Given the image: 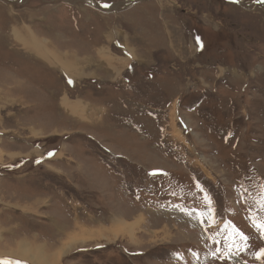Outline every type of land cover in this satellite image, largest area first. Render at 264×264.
<instances>
[{
  "label": "rangeland",
  "instance_id": "374dc122",
  "mask_svg": "<svg viewBox=\"0 0 264 264\" xmlns=\"http://www.w3.org/2000/svg\"><path fill=\"white\" fill-rule=\"evenodd\" d=\"M26 26L47 40L49 60L101 56L121 81L103 84L98 60L76 80L50 69L40 51L30 56L38 46ZM63 98L101 109L103 128L72 120ZM261 184L264 0H0L1 250L28 237L57 243L58 255L86 228L115 230L117 217L131 224L141 214L134 240L88 235L60 264H262L250 219L264 217ZM205 193L215 223L199 215ZM228 221L249 237L246 248L226 247L245 243L216 231Z\"/></svg>",
  "mask_w": 264,
  "mask_h": 264
},
{
  "label": "crops",
  "instance_id": "0c3cea01",
  "mask_svg": "<svg viewBox=\"0 0 264 264\" xmlns=\"http://www.w3.org/2000/svg\"><path fill=\"white\" fill-rule=\"evenodd\" d=\"M132 6V5H131ZM29 28L26 26V27H22L21 28V30H26V34L27 33H29V32H31L30 30H28ZM32 33V32H31ZM33 34V33H32ZM15 35H17V32H14V36ZM30 36V35H29ZM33 36H35V35H33ZM106 36L107 35H105L104 37L106 38ZM108 38V37H107ZM16 39V41L17 42H20V45L22 46V48L25 50V48L26 47H24V45H23V43H22V41H23V38H21L20 36L18 37V38H15ZM37 40H38V42H39V44H41L40 43V41H43V40H39L38 38H37ZM47 41V40H46ZM128 42H129V44H130V41L128 40ZM51 46H52V44H50ZM131 46V45H130ZM33 48V47H32ZM33 49H35V48H33ZM107 49H109V48H107ZM131 49H132V46H131ZM133 50V53L135 52V50L134 49H132ZM37 51V53H39V50L37 49L36 50ZM35 51V52H36ZM105 51V50H104ZM131 51V50H130ZM41 52H42V50L40 51V54H41ZM26 53H28V52H26ZM136 53V52H135ZM134 53V55H136ZM42 54H43V52H42ZM68 55H66V54H57L58 56H56V58L59 60V61H56V60H49L47 57H44V58H46V59H44V61H46L47 63H48V67L50 68V69H53L54 67L55 68H57V70L59 71H62L63 70V72H62V74L63 75H65L66 77H71L73 80H76V76H78V77H80V75H82V73L83 74H92V73H90V72H88L87 71V69H88V67L91 65V64H96V61L98 60V63H97V67L95 66V70L93 71L94 73L93 74H95L97 77H98V79L101 81V82H103V84H106V82L107 81H109V83L110 82H112V81H116L117 79H120L121 78V74H120V71H121V69L120 70H117V68L115 69V70H113L111 67H109V66H107V64H106V60L104 59V57H101V56H97L96 57V59L95 58H92L93 56L92 55H90V54H88V55H86V54H84L83 55V57H85V58H87L88 60L87 61H82L81 60V58H77V56H75V55H71V54H69V53H67ZM28 55H30L29 53H28ZM44 55V54H43ZM100 55H102V53L100 52ZM134 55H132L133 57H138V56H134ZM32 58H34L35 60H38V58L39 57H36V56H33V55H30ZM67 58V59H66ZM127 59V58H126ZM78 60H81V61H78ZM50 61V62H49ZM130 61L132 62V61H136V63H138L139 61L138 60H135L134 58H132V59H130ZM73 62H75V69H74V65H73ZM103 63H105V65H103ZM60 64V67L58 66ZM68 64L71 66H68ZM150 64V63H149ZM62 65V66H61ZM149 66V65H148ZM148 66H146V67H148ZM53 67V68H52ZM67 67V68H66ZM73 67V68H72ZM60 68V69H59ZM62 68V69H61ZM66 68V69H65ZM74 69V70H73ZM73 70V71H72ZM83 72H82V71ZM74 72V73H73ZM82 72V73H81ZM65 73V74H64ZM75 74V75H74ZM77 74V75H76ZM79 74V75H78ZM69 75V76H68ZM72 75V76H71ZM70 80V79H69ZM11 81V80H10ZM119 81H121V79L119 80ZM15 84H17V82L16 81H13L12 82V84H9V85H15ZM18 85H19V83H18ZM14 90H17V88L14 86V88H13ZM80 101H82V100H79V102H77V101H70L69 103H68V105L69 106H71L72 108H75V107H77V105L78 106H80L81 105V103L82 102H80ZM106 104V103H105ZM76 105V106H75ZM88 105V104H87ZM85 103L82 105V106H80V107H82L83 109H85V110H87V115H85V114H83V112L81 113V112H79L78 114H79V116H80V118H76L78 121H80V122H78V123H88V125H89V127H90V130H92V131H96V128H99V129H102L103 128V126L104 125H102V121L100 120L101 119V115H100V113L99 112H101V109H99V110H97L98 108H94V110L92 111L91 109H90V106L88 105L87 106ZM92 105V104H91ZM93 106V105H92ZM86 107V108H85ZM66 111V110H65ZM97 111V112H96ZM90 112H93V113H95V116L94 115H90L89 116V113ZM104 112V111H103ZM105 113H107L106 112V110H105ZM70 114V113H69ZM72 115H74L73 113H72ZM105 115V114H104ZM91 117V118H93V119H96V120H100L99 122L97 121V122H93V124H90V123H92V122H89V121H87L88 120V118L89 117ZM75 117H77V116H75L74 115V119H72V120H75ZM71 119H68L67 121H72ZM106 122H107V120H106ZM106 127H105V129H114L115 130V128H114V126L113 125H108V122L106 123ZM110 126V127H109ZM92 127V128H91ZM84 128H87V127H85L84 126ZM57 157V156H56ZM56 157H54L53 159H49L48 161H58L59 160V158H56ZM47 160V159H46ZM45 201H47L46 199H39L38 200V202L39 203H44ZM114 222V221H113ZM116 222V221H115ZM58 223V221L56 220V222H55V224L54 225H52L53 227L56 225V226H58L59 227V232L60 233H63V229L57 224ZM117 223V222H116ZM52 227V228H53ZM54 229V228H53ZM85 230H90V231H96V230H93V229H90V228H86ZM15 231V230H14ZM98 232V231H97ZM102 232H104V233H106V232H109V230H103ZM9 238H11L10 237V235H9ZM25 238H27V239H23V238H21L20 240H17V241H15V244H12V245H8V247H10V248H8V249H6V248H4V249H0V256L1 257H9V258H12V259H16V258H13L12 256H15V257H18L19 256V252H17V253H15V251H16V249H18L17 248V246L16 245H18V244H21V243H26L27 244V246H29L28 248H30L31 246L33 247V248H39V250L42 252V253H44V255L45 256H47V257H49L48 259H50L51 261H52V264H57V262H55L54 263V259L56 258L53 254H57V251H55L57 248H56V246H57V243H48L47 242V245L49 246H47V247H45L43 244H37V243H35V242H30V241H28V237H25ZM34 239H36V238H34ZM38 239V238H37ZM53 241V240H52ZM54 242H56V241H54ZM55 247V248H54ZM63 247V246H62ZM13 251V252H12ZM19 251V250H18ZM7 252H12V253H14V255H9ZM41 252L38 254V255H40L41 254ZM6 255H8V256H6ZM66 256V255H65ZM22 261H25V260H22ZM26 262H28V263H31V264H36V263H33L32 261H26Z\"/></svg>",
  "mask_w": 264,
  "mask_h": 264
},
{
  "label": "bare ground",
  "instance_id": "6f19581e",
  "mask_svg": "<svg viewBox=\"0 0 264 264\" xmlns=\"http://www.w3.org/2000/svg\"><path fill=\"white\" fill-rule=\"evenodd\" d=\"M114 13V12H113ZM16 15V14H15ZM29 30V29H28ZM30 36H29V41H30V45L31 46H38L37 48L35 47V49H34V52L38 49L39 51H41L42 50V52H43V54H44V56L42 57V58H44V57H46L45 55H46V52H47V47L43 44L44 42H47L46 40H43V41H40V43L41 44H39V42H38V40H37V37L36 36H33L34 34H32L31 32H29L28 33ZM125 42V41H124ZM47 44V43H46ZM51 44V43H50ZM39 45H43V46H39ZM50 47H52L51 45H50ZM127 49H128V47H127ZM129 49H131V48H129ZM52 50V49H51ZM131 51H133L132 49H131ZM41 52V53H42ZM68 52V51H67ZM36 53V55L38 56V57H40L38 54L39 53H37V51L35 52ZM135 53V52H134ZM134 53H133V55H134ZM136 54V53H135ZM134 56H137V54L136 55H134ZM78 58V57H77ZM67 59V58H66ZM82 61H87L88 59L87 58H85V57H83L82 59H81ZM81 60H78V61H81ZM50 62V61H49ZM73 65H74V69L76 68L75 67V62H73ZM59 67H60V64L58 65ZM62 66V65H61ZM68 66H70L69 64H68ZM71 67V66H70ZM67 68V67H66ZM73 68V67H72ZM60 69V68H59ZM62 69V68H61ZM73 69V70H74ZM72 70V71H73ZM82 71V70H81ZM62 72H63V70H62ZM83 72V71H82ZM81 72V73H82ZM74 73V72H73ZM65 74V73H64ZM83 74V73H82ZM77 75V74H76ZM79 75V74H78ZM93 75V74H92ZM69 76V75H68ZM70 77V76H69ZM78 77V76H77ZM7 80H9V79H7ZM7 80H5L6 82H7ZM71 80H72V78H71ZM12 82H13V80H12ZM12 93V92H11ZM68 103H69V101H67V98H63V101H62V107L66 110V112H68V113H70V114H74V115H77L79 112H83V114H85V113H87V110H85V109H83L82 107H80V106H82L83 105V103H81V105L80 106H78L77 105V107H75V108H72L71 106H69L68 105ZM76 106V105H75ZM88 106V105H87ZM86 108V107H85ZM91 109V108H90ZM81 112V113H82ZM97 112V111H96ZM95 112V113H96ZM76 113V114H75ZM94 113V114H95ZM61 152V151H60ZM63 152V151H62ZM61 156H57L56 158H60ZM64 159V158H63ZM68 165V164H67ZM161 171V170H160ZM221 184V183H220ZM213 189V188H212ZM216 191V190H215ZM220 194V193H219ZM216 197V196H215ZM45 205V204H44ZM218 209V208H217ZM135 216H137V218H135V216H133V218H135V220H133V223H129L128 222V220H127V218L126 217H117V219H116V222L117 223H119L121 226H120V228H118V229H115L114 230V228H113V230H109V231H111V233L110 234H112V233H115V234H118V235H127V237H129L130 238V240H134L135 239V234L137 233V230H140L139 229V227H140V224H143V223H141L142 222V216L143 215H141V214H134ZM144 217V216H143ZM114 224V223H113ZM118 224V225H119ZM175 230V229H174ZM173 232V231H172ZM76 234V233H75ZM94 234H98V235H103L104 234V232L102 233V231H90V230H85L84 231V234H83V236L85 237H80L79 236V238H74V236L72 235V238H70L68 241H67V244L65 245V246H63L64 247V250L63 251H61V252H59L58 253V255L56 254V258L54 259V263L55 262H57V264H60V262L65 258V255L68 253H70V251H75L76 249H74V248H72V246H73V244L75 245L76 243H78L79 244V242H82V241H84L83 239H86V237L88 236V235H94ZM106 237V235H104V237L103 238H105ZM109 237V236H108ZM80 239H82V240H80ZM77 240V241H76ZM17 246V248L18 249H16V251H15V253H17V252H19L20 254H19V256L18 257H15V256H12L13 258L15 257V258H19V259H22V260H27V261H34L33 263H36V264H52V261L50 260V259H48L49 257H47V256H45L44 255V253H42L40 250H39V248L37 247V248H33L32 246L30 247V248H28L29 246H27V244L26 243H21V244H18V245H16ZM6 249H8V248H6ZM71 249V250H70ZM19 250V251H18ZM70 250V251H69ZM13 252V251H12ZM12 252H7L9 255H14V253H12ZM41 252V254L40 255H38L39 253ZM67 254V255H68ZM6 256H8V255H6Z\"/></svg>",
  "mask_w": 264,
  "mask_h": 264
},
{
  "label": "snow or ice",
  "instance_id": "6c2138e0",
  "mask_svg": "<svg viewBox=\"0 0 264 264\" xmlns=\"http://www.w3.org/2000/svg\"><path fill=\"white\" fill-rule=\"evenodd\" d=\"M233 2L238 3L239 0H233ZM105 7H110V5L106 4ZM197 42H199V37H197ZM201 47H202V45H201ZM49 155H52V153H49ZM200 190L204 191V189H200ZM246 192H248L247 187H245L243 184H241V187H240L241 198H244V193H246ZM203 199H204L206 205L208 206V213L201 212V213H199V215L201 217L207 215L209 222L215 223L214 209L212 208L213 200H212L211 196L208 195L207 193H205ZM257 204L259 207V211L264 212V184L260 185V199L257 200ZM182 210L185 211L187 215L192 214L187 209H182ZM250 219H251L252 225L257 229V231H259L260 238L264 239V217L252 216V217H250ZM224 227L226 229H230L229 236H238L240 241L245 242L242 246L240 244H236L234 241L232 243H228L226 241V247L227 248L231 249L233 247H236L237 249H241L242 247H245V248L247 247L246 242L248 241L249 237L247 235H245L242 231H240L238 228H236L235 225H233L231 223V221H228L227 223H225ZM217 251H219V250H217ZM254 255H256L258 259L264 258V248H261L259 250V252L255 253ZM0 264H24V262H21L18 260L13 261V260H9V259H2V260H0ZM262 264H264V261H262Z\"/></svg>",
  "mask_w": 264,
  "mask_h": 264
},
{
  "label": "trees",
  "instance_id": "16d2710c",
  "mask_svg": "<svg viewBox=\"0 0 264 264\" xmlns=\"http://www.w3.org/2000/svg\"><path fill=\"white\" fill-rule=\"evenodd\" d=\"M224 228H225V227L223 226V227L220 228L219 230H222V229H224ZM219 230H217V231H219ZM229 230H230V229H229ZM172 254L177 255L176 253H172ZM172 259H173V255H171V257H169L168 263H170Z\"/></svg>",
  "mask_w": 264,
  "mask_h": 264
}]
</instances>
